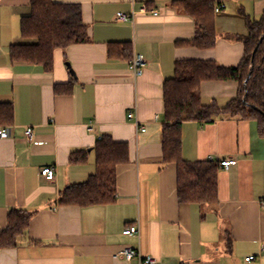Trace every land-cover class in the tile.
Returning a JSON list of instances; mask_svg holds the SVG:
<instances>
[{"label":"crops","instance_id":"0c3cea01","mask_svg":"<svg viewBox=\"0 0 264 264\" xmlns=\"http://www.w3.org/2000/svg\"><path fill=\"white\" fill-rule=\"evenodd\" d=\"M54 1L82 7L90 42L56 50L53 71L46 72L10 57L30 0H0V104L14 108L12 123L0 124L13 128L12 136L0 137V230L14 209L33 214L18 246L0 251V264H139L117 257L129 247L159 264H264V139L256 122L224 115L183 124L184 160L237 161L220 169L214 205L179 202L177 166L164 162L162 145L163 85L176 62L237 67L244 56L240 38L249 33L246 17L259 20L264 0L226 2L215 15L217 44L207 50L179 45L195 36L194 20L175 7L182 0ZM142 6L157 14L117 20ZM136 54L148 62L139 77L129 69ZM238 89L237 82H205L200 93L204 104L224 108ZM131 112L146 132L128 119ZM28 128L34 142L26 138ZM105 135L129 145V163L117 168L116 201L60 205L64 191L95 174L94 148ZM79 151L86 162L72 163ZM45 167L56 170L54 181L42 176ZM134 225L138 235L123 234Z\"/></svg>","mask_w":264,"mask_h":264},{"label":"trees","instance_id":"16d2710c","mask_svg":"<svg viewBox=\"0 0 264 264\" xmlns=\"http://www.w3.org/2000/svg\"><path fill=\"white\" fill-rule=\"evenodd\" d=\"M229 1L182 0L176 3L177 11L189 15L195 23L194 38L179 45L201 50L214 48L218 40L216 8ZM30 9V14L21 19V41L10 48L13 62L41 66L46 72H52L56 50L90 42L88 26L79 4L30 0ZM240 13L245 15L243 10ZM246 18L249 33L240 38L244 56L237 67H222L215 61L181 60L175 64L174 77L163 85L164 162L177 166V195L181 203L214 205L218 201L220 171V164L214 161L184 160L182 130L185 122L210 123L224 115L238 117L256 122L258 134L264 139V40L261 42L264 37V12L259 20ZM120 46L123 52L130 49L128 45ZM114 49L110 51L111 56L116 54ZM205 82H237V96L224 108L217 104L206 105L200 93ZM57 91L60 92V87ZM13 117L12 104H0V124H11ZM94 151L95 174L85 183L72 185L64 191L60 205L89 207L116 201L117 168L129 163V145L105 135L97 142ZM80 153L84 154L80 156ZM86 160V152H75L71 156V162L75 164ZM32 218L33 214L23 210L14 209L9 213L6 228L0 230V251L18 246ZM228 243L229 246L232 243L230 237Z\"/></svg>","mask_w":264,"mask_h":264},{"label":"built area","instance_id":"2783aa9c","mask_svg":"<svg viewBox=\"0 0 264 264\" xmlns=\"http://www.w3.org/2000/svg\"><path fill=\"white\" fill-rule=\"evenodd\" d=\"M224 8V4L216 8V12H220ZM136 13H152V14H157V11L155 10H149L146 6H142L138 11L133 10L132 15H127V14H119L117 16V20L120 21H130L133 19V17L136 15ZM148 62L143 57L142 55H134L133 58L129 62V69L134 73L135 77H139L143 74L144 70L147 68ZM128 119L130 121H133L137 128L141 132H146L145 128H142L140 126V121L138 119L137 113L136 112H131L128 115ZM13 134V128L12 127H2L0 128V137L1 138H8L12 136ZM26 138L29 142H34V132L32 128H28L26 130ZM220 164V169L229 171L234 165L237 164V161L234 159H228L225 161H222L219 163ZM42 176L49 182H52L56 178V170L53 167H45L42 169L41 172ZM263 208H264V203H263ZM123 234L126 236H131V235H138L139 234V225H134L127 227L124 231ZM118 258H121L127 262H131L133 259H138L139 264H159V261L153 257H143L140 253V251H137L133 248H124L122 249L118 254ZM254 257H249L247 258V261H253Z\"/></svg>","mask_w":264,"mask_h":264},{"label":"water","instance_id":"95a60500","mask_svg":"<svg viewBox=\"0 0 264 264\" xmlns=\"http://www.w3.org/2000/svg\"><path fill=\"white\" fill-rule=\"evenodd\" d=\"M264 40V37L261 38V42ZM257 50V49H256ZM256 52V51H255ZM255 54V53H254Z\"/></svg>","mask_w":264,"mask_h":264}]
</instances>
